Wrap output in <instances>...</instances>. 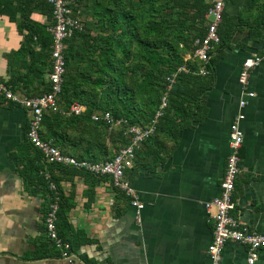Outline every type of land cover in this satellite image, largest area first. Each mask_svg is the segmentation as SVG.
Returning <instances> with one entry per match:
<instances>
[{"label": "crops", "instance_id": "obj_1", "mask_svg": "<svg viewBox=\"0 0 264 264\" xmlns=\"http://www.w3.org/2000/svg\"><path fill=\"white\" fill-rule=\"evenodd\" d=\"M223 14L243 22L221 51L224 42L210 52L215 60L205 81L211 78L212 85L195 104L192 99L190 105L196 107L191 116L178 117L170 130H157L140 145L134 166L125 173L144 205L140 220L131 198L111 186L109 177L93 178L82 169L56 172L64 197L62 211L58 192L56 224L59 235L72 244V261L61 257L46 232L47 206L55 196L50 173L51 193L23 174L30 166L24 159L35 154L27 135L31 113L0 95V264H212L208 249L214 221L205 202L220 192L230 124L243 92L238 81L242 63L264 54V25L260 33L250 26L264 19V0H228ZM32 17L47 26L52 20L39 12ZM25 38L18 24L0 13V77L6 82L9 60L11 70L26 71L18 56ZM196 63L199 71L203 62ZM247 88L255 96L241 124L244 143L233 214L251 231L264 232V63L252 70ZM15 93L25 96L20 89ZM247 260L246 245L226 243L221 264ZM255 264H264V247Z\"/></svg>", "mask_w": 264, "mask_h": 264}, {"label": "trees", "instance_id": "obj_2", "mask_svg": "<svg viewBox=\"0 0 264 264\" xmlns=\"http://www.w3.org/2000/svg\"><path fill=\"white\" fill-rule=\"evenodd\" d=\"M70 1L74 16L83 22V29L66 40V73L59 107L45 111L40 133L44 140L79 161L106 162L130 142L129 125L147 127L152 123L168 76L183 66L198 71L197 59L187 55L193 57L196 40L207 34L206 13L210 3L209 0ZM36 12L49 20L53 17L48 0H0V13L16 22L21 34L25 32L18 56L24 59L26 71L11 70L13 64L9 60L11 77L7 82L14 92L20 89L27 97L42 96L50 89L45 76L51 70L52 35L47 25L32 17ZM242 22L223 14L218 28L220 43L224 42L220 51ZM261 25L264 19L250 23L257 33L261 32ZM214 60H209V72L205 76L192 71L177 74L168 107L156 131L170 130L178 117L194 113L196 106L190 102L193 99L195 104L212 85V79L208 77L207 82L205 78L212 73ZM76 102L85 106L81 114L70 112ZM107 112L113 121L92 118L96 113ZM30 144L35 154L24 159L30 165L23 171L24 177L31 182L35 179L51 193L46 179L49 172L61 193L60 208L64 197L59 186L61 178L56 172L83 171L93 178L100 177L84 169L50 164Z\"/></svg>", "mask_w": 264, "mask_h": 264}, {"label": "built area", "instance_id": "obj_3", "mask_svg": "<svg viewBox=\"0 0 264 264\" xmlns=\"http://www.w3.org/2000/svg\"><path fill=\"white\" fill-rule=\"evenodd\" d=\"M227 1L209 0L210 6L206 13L208 21L207 34L204 38L196 40V49L193 57L187 55V58L202 61V68L199 71H192L183 66L167 77L168 83L152 123L147 127L138 124L129 125L130 142L122 147L111 160L106 162L79 161L71 155L64 154L51 141L44 140L40 133L45 111L49 108L57 109L59 107L58 98L63 89V78L66 73V40L83 27L79 18L74 16L70 0H48L52 6L53 15L52 20L48 24V31L53 39L51 44V70L48 74L49 91L39 97L21 96L15 93L8 83L0 77V95L30 111L31 122L27 132L28 138L42 152L48 163L85 169L95 175L109 177L111 186L121 190L131 198L132 205L137 208V219L140 220L139 213L144 208V205L136 194L135 189L130 185V182L124 178L125 173L134 166L137 149L155 133L159 119L164 115L168 106V97L176 82L177 74L181 71H192L195 74L206 75L209 72L207 64L210 60V52L214 45L220 42L218 28L223 19ZM262 63H264V54L260 55L257 53L249 56L242 63L238 81L242 86L243 92L238 103V112L230 124L229 152L224 176L220 184V192L205 202V208L214 221L213 239L208 249L212 264H221L223 249L229 241L247 246L248 264L256 263L260 256V251L264 247V232L251 231L248 227L242 225L233 214L236 207L234 193L237 178L241 173V148L244 143V131L241 124L246 118L245 108L249 104V99L255 96V92L248 90L247 86L252 70ZM84 110L85 107L80 103H73L70 107V112L74 114H81ZM102 117L107 121H113L109 112L104 114L96 113L92 116L94 120H99ZM119 121L121 122V120ZM47 177H49V174H47ZM50 188L55 196L50 199L47 206L45 215L46 232L55 247L59 249L61 257L72 261L75 256L72 244L59 235L56 224L60 200L59 191L52 181L50 182Z\"/></svg>", "mask_w": 264, "mask_h": 264}]
</instances>
